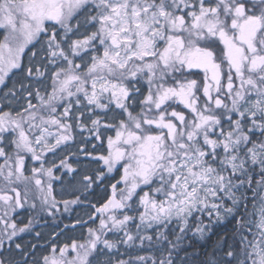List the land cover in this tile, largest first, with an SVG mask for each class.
Instances as JSON below:
<instances>
[{
	"label": "snow or ice",
	"instance_id": "1",
	"mask_svg": "<svg viewBox=\"0 0 264 264\" xmlns=\"http://www.w3.org/2000/svg\"><path fill=\"white\" fill-rule=\"evenodd\" d=\"M0 264H264V0H0Z\"/></svg>",
	"mask_w": 264,
	"mask_h": 264
},
{
	"label": "trees",
	"instance_id": "2",
	"mask_svg": "<svg viewBox=\"0 0 264 264\" xmlns=\"http://www.w3.org/2000/svg\"><path fill=\"white\" fill-rule=\"evenodd\" d=\"M79 139V137H78ZM56 191H59V186L54 185ZM103 195V190L99 189L96 192V195L94 197H90V199L95 200L99 199L100 196ZM65 198H71L69 196H66ZM85 209L82 207H77L73 210L72 213H64L63 215H57L55 218L47 217L45 216L43 219H40L39 223L36 225L35 230L41 232L43 237L48 238L47 240H40L38 243L42 248H47L48 242H50L51 238L56 234L60 233L59 236H55V239L57 241L62 242H69L70 239L78 238L80 236V233L82 229L79 225H76L75 229L73 230L72 225L75 224V218L77 215L83 216ZM29 218V212L26 210L19 214V217H17V222L20 220H27ZM86 219V217H85ZM65 225H68V227H65ZM23 239L25 242H35L33 241V235L32 234H24ZM139 254L144 255H152L153 253L146 251V250H138ZM47 254V253H45Z\"/></svg>",
	"mask_w": 264,
	"mask_h": 264
},
{
	"label": "rangeland",
	"instance_id": "3",
	"mask_svg": "<svg viewBox=\"0 0 264 264\" xmlns=\"http://www.w3.org/2000/svg\"><path fill=\"white\" fill-rule=\"evenodd\" d=\"M26 175H30V173H27L26 172ZM39 219V218H38ZM39 221H40V219H39ZM19 223V222H18ZM138 251V250H137ZM141 255H144V254H141ZM144 256H147V255H144Z\"/></svg>",
	"mask_w": 264,
	"mask_h": 264
},
{
	"label": "bare ground",
	"instance_id": "4",
	"mask_svg": "<svg viewBox=\"0 0 264 264\" xmlns=\"http://www.w3.org/2000/svg\"><path fill=\"white\" fill-rule=\"evenodd\" d=\"M26 211V210H25ZM22 212H24V211H21L20 213H22ZM29 212V211H28ZM32 215V213L31 212H29V217Z\"/></svg>",
	"mask_w": 264,
	"mask_h": 264
},
{
	"label": "flooded vegetation",
	"instance_id": "5",
	"mask_svg": "<svg viewBox=\"0 0 264 264\" xmlns=\"http://www.w3.org/2000/svg\"><path fill=\"white\" fill-rule=\"evenodd\" d=\"M55 185V184H54ZM55 188V187H54ZM55 189H57V188H55ZM58 192V191H57ZM59 198V197H58Z\"/></svg>",
	"mask_w": 264,
	"mask_h": 264
}]
</instances>
